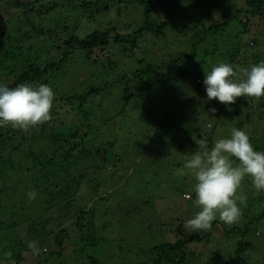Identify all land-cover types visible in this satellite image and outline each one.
<instances>
[{"label": "rangeland", "instance_id": "374dc122", "mask_svg": "<svg viewBox=\"0 0 264 264\" xmlns=\"http://www.w3.org/2000/svg\"><path fill=\"white\" fill-rule=\"evenodd\" d=\"M35 1H0V21H6L16 13L18 8L13 5L17 2L32 5ZM150 1L152 12L149 20L155 25L169 22L178 28L191 20L198 26L188 24L191 26L190 32L168 29L160 35L141 34L137 37L134 33L145 24L147 18L144 6L135 0H92L89 10L96 11L92 14L93 18H89L91 21L83 18L77 20L84 10L80 5L66 19L72 27L79 25L80 36L106 28L124 40L136 36V48L129 55L123 52L129 48L125 44L123 47L121 44L114 45L115 48L109 46L107 53L114 63L111 66L107 65L106 58L97 54L98 51H94L92 57L98 56V61L91 64L85 60L83 52L77 50L65 65L63 73L57 78L61 85L54 88L55 97L50 110L52 115L45 121L48 129L60 130L69 136L64 126L67 125L68 129V125L82 117L73 109L75 104L70 108L60 103L61 97L73 93L79 95L89 87L109 85V88L88 99V109L93 112L88 123L93 124V128L86 132L82 146L84 151L77 152L75 161L69 165L64 163L63 153L56 151L57 146L48 148V143H39V146L29 151L28 163L34 158L43 159L46 164L41 166L45 169L40 170V176L34 179L26 175L19 177L22 182L17 184L26 185L22 192L25 197L21 202L15 195L13 202L15 206L25 205V210L30 213L43 209L41 219L34 224L28 214L21 213L23 217L14 215L13 219H9L8 214L0 216V264H14L15 261L12 258L8 260L6 256L16 253L21 243L32 248L31 257L22 264H153L156 254H151V247L171 242L176 231L185 232L184 222L199 211L193 203L195 194L192 193L191 199L187 198L195 181L184 174L185 158L197 149L195 140L203 139L204 135L213 131L216 132V141L230 133L234 124L209 102L203 105L194 101L189 103L185 91L195 86L197 80L203 83L204 71H210L218 62L245 67L251 60L248 54L244 59L237 57L230 61L224 55V49L228 48L232 52L234 45H243L249 36L239 35L241 27L234 21L225 28L209 30L212 25L223 21V10L236 11L238 0ZM56 10L53 18L61 20L66 16L67 11L64 12L59 5ZM85 14L86 18L89 17V12ZM193 26L196 27L194 31ZM2 28L0 26V31L4 30ZM13 36L7 44L0 43L3 46L0 48L5 51L8 46H20L21 43ZM5 37L2 36L0 40L5 41ZM31 39L24 44V49L37 47V40L34 37ZM119 47L123 49L119 50ZM191 54H196L197 58L190 62L187 59L180 60L171 64L172 69H168V62ZM22 55L29 56L26 50ZM1 61L0 81H13L16 76L11 68L13 63L8 58L4 64ZM148 63L162 68H158L160 72L155 73V83L145 79L148 83L144 87L131 74L143 69ZM124 74H127V79L122 80ZM180 75L184 83L178 84ZM164 76V80L159 79ZM125 88L131 91L127 102L124 101ZM176 108L170 122L162 127L160 121L163 116L166 117ZM226 110L231 112L232 109L227 107ZM255 125L252 123L241 128L248 134L253 148L256 147L253 143L256 140L261 143L264 135V130L261 131ZM209 126L212 128L209 129ZM21 139L22 136L18 134L16 141ZM97 149L101 151L100 155H96ZM4 150L3 157L12 148L6 146ZM25 154L26 149L21 150L20 157L13 164L19 167L23 162L26 164ZM51 160L53 163H49ZM56 165L75 170L76 183L83 177L80 185L75 189L71 187V191L69 187L56 191V183H64L62 177V181L58 182L60 171ZM46 173L51 175L44 176ZM34 180L41 183L35 185ZM16 191L22 190L17 187ZM29 191L37 193L36 199L27 197ZM237 195L244 198L243 206L249 205L251 209V197H264V193L255 192L250 177H245ZM60 196H64L65 201L62 203L58 202ZM44 204L47 208H55V204L56 211H47ZM81 213L83 221L75 222ZM242 213L243 207L240 218L233 224L224 223L218 216L212 222L215 224L212 244L207 248V254H202V263L209 262L213 251H219L223 256L227 250L231 252L234 242L230 238L226 241L227 245H223L225 237L219 236L220 232L245 226L248 227L244 240L249 243L246 246L249 264L257 262L255 258L259 253V258L264 260V206L257 212V215H261L258 220L248 222ZM50 227L57 229L49 234L47 230ZM229 236L240 241L241 234ZM58 241L62 242V248L57 246ZM190 248L197 250L196 245ZM91 258L96 262L91 261Z\"/></svg>", "mask_w": 264, "mask_h": 264}, {"label": "trees", "instance_id": "16d2710c", "mask_svg": "<svg viewBox=\"0 0 264 264\" xmlns=\"http://www.w3.org/2000/svg\"><path fill=\"white\" fill-rule=\"evenodd\" d=\"M2 1V0H0ZM139 4L144 6V14L147 18L145 24L134 33V35L141 36L145 34H162L166 30H174L180 32H190L191 26H187L188 24H193L196 27L198 23L195 21L189 20L188 23L185 22L183 26L176 28L175 25L164 22L159 25H155L149 20V16L151 14V9L149 5L151 1L148 0L144 2L142 0H135ZM238 7L235 8V12H228L227 10H223L224 19L221 22H218L216 25H212L210 29H222L227 27L228 23L231 21L236 22L240 25L241 31L239 32L243 35H248L249 38L247 42H244L243 45L237 43L233 46V51L231 52L228 48L224 49V55L232 61V59H236L237 57H241L242 59L247 57H251V60L247 62L244 66H249L252 64L259 63L260 61H264V0H238ZM77 2V3H76ZM92 4V0H62L61 3L58 0H37L35 4H29L27 2L21 3L17 2L13 5L14 8H18L16 13L10 15V18L6 21L1 22L0 26H2L4 30L0 31V39L1 37H5L4 40H0L1 44H7V42L11 39V36L15 37L19 41L20 46H8L4 51L0 48V60L1 64H4L6 59L8 58L13 65L11 68L15 71L16 76L14 80L7 82V80H1L0 83L6 84L10 88H14L20 84H30V85H38V84H47L51 88H56L61 85L57 82V78L63 73V69L65 65L72 58L74 53L79 50L83 52L84 58L89 63H96L98 61V56L95 58L93 56L94 51H98L97 54L102 58L107 59V65L111 66L114 64L110 60V56L107 53V48L112 47L115 48L114 45L121 46L123 44L129 46L128 51H123L124 54H133L134 49L137 44V37H133L131 40H124L120 35L116 33H112L113 31L106 28L103 31L87 32L82 36L79 35V25L76 24L74 27L70 25L68 20H66L70 14L73 13L75 7L80 5L81 8H84L82 15L79 16L81 18L77 20L86 19L88 21L89 18H93V13L96 11L89 10V5ZM58 5L64 12H66V16L62 17L61 20H57L53 18V14L57 12ZM85 12H89V17L86 18ZM85 14V15H84ZM83 18V19H82ZM194 27V26H193ZM194 27L192 30L194 31ZM73 28V29H72ZM5 31V32H4ZM34 35V36H33ZM35 38L37 40V47L30 46L27 49H24V44H27L28 41H31V38ZM239 37V36H238ZM237 37V38H238ZM7 39V40H6ZM61 40H63L61 42ZM227 41V40H226ZM0 47H3L0 45ZM123 47V46H122ZM119 47L120 49H123ZM40 48V49H39ZM26 50L28 57L22 55V53ZM249 51V53H248ZM126 52V53H125ZM233 53V54H232ZM197 58L196 54H191L187 56H181V59H176V61L168 62V69H172L171 64H176L180 60L187 59L190 62L191 59L195 60ZM22 66V69L20 67ZM0 65V69H1ZM156 68H162V66H155V64H147L143 69L137 70L132 73V77L135 80H138L142 86H146L149 83H155V73L160 72L156 70ZM153 72V73H152ZM152 73V74H151ZM162 73V71H161ZM170 78L169 76H167ZM122 80L127 79V74H124ZM120 78V79H121ZM147 79L148 82L144 81ZM160 80H164V77H160ZM172 79V78H170ZM177 80V79H175ZM178 84L184 83L183 77L179 76L177 80ZM183 85V84H182ZM196 86V88H194ZM189 91H185L186 99L194 102H200L203 105L204 102H209L210 105L217 106L218 111L227 117L229 121L232 122V128H242L244 125H250L252 123H256L255 127L264 130V97L261 98H248V97H240L237 98L236 103L228 106L231 108V112H227V107L224 104L219 103L216 100L208 101L206 98L205 87L202 81L197 80ZM201 86V87H199ZM109 88V85L104 87H89L86 91L78 94H72L68 97H61L59 102L70 108L74 106V110L78 115L82 117L76 122L68 125L69 128L66 129L68 135H64L60 130L48 129V123H40L35 126H29L27 128H19L12 127L10 125H6L0 127V216L8 214L9 219H13L14 215H20L23 217V214H28L33 219V223L40 221L42 211L37 210L35 213H30L25 210V205H14L13 202L14 196L20 198V201H24V197L22 192L25 191L26 185L21 183L22 180L19 178L20 176H28L31 179H34L36 176H40L39 171L45 169V167L41 166L42 164H46V161H42L43 159L34 158L30 163H28L29 151L34 146H39V143L45 144L48 143V148L53 145L57 146L58 149L56 151H61L63 153L64 163L70 164L71 161H75L74 157L77 152H83L82 149L84 138L87 133L92 130L93 124L88 123L89 120L93 116L92 109H88V99L89 97L98 96L100 93ZM194 88V89H193ZM55 93V90H54ZM131 91L129 89H124V101L127 102ZM66 96V95H60ZM178 108L170 111L166 117L160 121V125L162 127L165 124L170 122L173 114ZM72 110V109H71ZM71 110L69 112H71ZM205 111V110H203ZM52 115V113H50ZM237 125V126H236ZM214 125H212L213 127ZM218 126V125H217ZM209 126V129L212 128ZM207 128V127H206ZM213 128H216L214 126ZM20 134L22 136L21 141H16L17 135ZM216 132L211 131L210 134L204 135L203 139L205 140L209 147H211L215 138L217 137ZM230 136V133H227L222 138H227ZM16 138V139H15ZM58 138V139H57ZM202 138V137H201ZM264 135L261 138V143L259 141H255L253 145H256L254 148L257 151H264ZM195 140V144L196 141ZM250 140V138H249ZM59 141V142H58ZM251 143V141H250ZM252 144V143H251ZM11 146L12 150L8 154H4V147ZM26 149L27 159L26 164L22 166H16L13 164L14 160L20 157L21 150ZM32 152V151H31ZM86 152L90 153L89 150ZM101 153L99 149L96 150V155ZM100 155V154H99ZM46 160V159H45ZM52 160L49 162L51 163ZM53 163V162H52ZM22 164V163H21ZM59 168L58 171L60 177V181H64V183H56V191L57 189L66 190L67 187L72 190L80 185L83 177H79V181L76 183L75 175L76 171L68 168H64L63 166H57ZM57 172V171H56ZM51 175L50 173H46L44 176ZM61 177L64 178L61 180ZM43 182V181H42ZM41 182L35 181L33 184L39 185ZM45 183V182H44ZM31 184V185H33ZM46 184V183H45ZM29 185V184H28ZM34 185V186H35ZM20 187L22 191H16V188ZM62 187V188H61ZM23 197V198H22ZM64 196L58 197V202L65 201ZM250 201L252 202L250 208L249 205L242 206L243 213L242 216L247 218L248 222L261 217V215H257L260 211V207L264 206V197H251ZM45 205V204H44ZM54 207H48L45 205V209L47 211H56V205ZM257 207L259 209H257ZM59 211V210H58ZM82 213L80 217L77 218L75 222H82ZM256 215V216H255ZM263 216V213H262ZM35 220V221H34ZM50 222V224H52ZM1 224V223H0ZM215 224L212 223L210 229L206 231L200 232H190L186 230L183 232L182 230L176 231L173 235L172 241L166 243L165 245H158L151 247V254H156V258L153 259V264H249L250 261L249 254H246V246L249 243L245 242V235L248 234V227L245 226L242 229H232L230 231L218 232L219 236L225 237V241L223 245H227L226 241H229L230 238L234 242V246L231 252H224V256L219 251L211 252L209 256L208 263L204 262L203 253L207 254L208 247L212 244L213 232H214ZM57 228L50 227L47 232L52 234ZM63 230L59 233H62ZM229 234H241L240 241H237L229 236ZM258 233H256V236ZM59 236V235H58ZM223 239V238H220ZM224 240V239H223ZM63 241V240H62ZM196 245L197 250L191 249L190 246ZM57 246L62 248V242L57 243ZM201 247H205V250H202ZM59 248V249H60ZM32 248L27 247L24 244L18 245V251L11 255L6 256L9 260L12 258L15 262L14 264H22L25 263L26 260L31 257ZM28 254V256H27ZM260 253L256 256L257 259L253 264H263V259L259 258ZM91 261L94 263L96 260L91 258ZM253 262V261H252ZM252 262L250 264H252Z\"/></svg>", "mask_w": 264, "mask_h": 264}, {"label": "clouds", "instance_id": "9594fccd", "mask_svg": "<svg viewBox=\"0 0 264 264\" xmlns=\"http://www.w3.org/2000/svg\"><path fill=\"white\" fill-rule=\"evenodd\" d=\"M204 74L208 101L228 107L240 97H264V61L246 67L218 62ZM54 97L53 88L47 84L10 88L0 83V127L27 128L49 120ZM196 144L197 149L183 164L184 174L195 181L187 198L194 193L193 203L199 208L184 222L190 232L210 229L217 216L226 224L237 222L245 202L237 192L245 177H250L257 194L264 193V151L253 148L244 130L232 128L229 137L217 139L211 147L205 140ZM26 195L34 200L37 193L29 191Z\"/></svg>", "mask_w": 264, "mask_h": 264}]
</instances>
